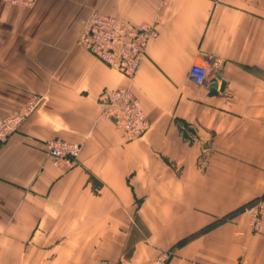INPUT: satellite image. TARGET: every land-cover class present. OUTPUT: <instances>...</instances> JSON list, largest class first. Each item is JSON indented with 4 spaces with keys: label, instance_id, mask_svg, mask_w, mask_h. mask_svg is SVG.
<instances>
[{
    "label": "crops",
    "instance_id": "crops-1",
    "mask_svg": "<svg viewBox=\"0 0 264 264\" xmlns=\"http://www.w3.org/2000/svg\"><path fill=\"white\" fill-rule=\"evenodd\" d=\"M94 10L158 29L132 79L78 44ZM119 86L151 123L131 141L98 100ZM34 97L0 146V264H264L243 211L264 196V0H0V116ZM53 138L81 144L74 166Z\"/></svg>",
    "mask_w": 264,
    "mask_h": 264
},
{
    "label": "built area",
    "instance_id": "built-area-1",
    "mask_svg": "<svg viewBox=\"0 0 264 264\" xmlns=\"http://www.w3.org/2000/svg\"><path fill=\"white\" fill-rule=\"evenodd\" d=\"M12 5L31 7L36 0H4ZM153 24H133L128 19L94 10L85 20L78 44L112 68L132 79L137 73L151 40L158 36ZM212 66L218 63L193 64L190 75L197 84L205 85L213 74ZM104 118L114 122L116 129L126 141L143 135L151 123L130 86L104 88L99 95ZM39 102L34 97L12 113L0 116V146L11 133L36 109ZM53 162L57 166L72 167L81 151V144L63 138L46 141ZM243 211L255 233L264 234V196L244 206ZM170 250H164L147 264H168ZM101 264H121L117 261H102Z\"/></svg>",
    "mask_w": 264,
    "mask_h": 264
},
{
    "label": "water",
    "instance_id": "water-1",
    "mask_svg": "<svg viewBox=\"0 0 264 264\" xmlns=\"http://www.w3.org/2000/svg\"><path fill=\"white\" fill-rule=\"evenodd\" d=\"M221 81L220 85H218V81ZM226 86V81L222 79L219 71L215 72V78H212L211 82L207 84V88L209 89L210 95H216L219 91H223Z\"/></svg>",
    "mask_w": 264,
    "mask_h": 264
},
{
    "label": "rangeland",
    "instance_id": "rangeland-1",
    "mask_svg": "<svg viewBox=\"0 0 264 264\" xmlns=\"http://www.w3.org/2000/svg\"><path fill=\"white\" fill-rule=\"evenodd\" d=\"M11 134H12V133H11ZM11 134H10V135H11Z\"/></svg>",
    "mask_w": 264,
    "mask_h": 264
}]
</instances>
